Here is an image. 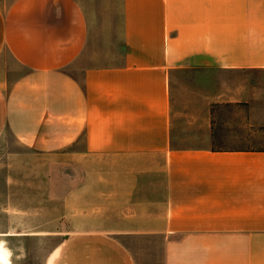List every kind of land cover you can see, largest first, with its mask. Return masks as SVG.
I'll list each match as a JSON object with an SVG mask.
<instances>
[{"label": "crops", "instance_id": "0c3cea01", "mask_svg": "<svg viewBox=\"0 0 264 264\" xmlns=\"http://www.w3.org/2000/svg\"><path fill=\"white\" fill-rule=\"evenodd\" d=\"M0 0V139L48 158L44 264H264V0ZM39 213V212H38Z\"/></svg>", "mask_w": 264, "mask_h": 264}, {"label": "rangeland", "instance_id": "374dc122", "mask_svg": "<svg viewBox=\"0 0 264 264\" xmlns=\"http://www.w3.org/2000/svg\"><path fill=\"white\" fill-rule=\"evenodd\" d=\"M106 23L97 34L108 40L91 41L89 61L111 64L119 60L122 50L120 14L114 0L106 2ZM260 145L264 146V139ZM48 158L20 143L6 132L0 139V240L11 252L12 264H44L46 256L64 235L28 236L36 226L51 224L58 203L46 201L43 163ZM39 212V213H38ZM141 264H164L160 240L141 242Z\"/></svg>", "mask_w": 264, "mask_h": 264}, {"label": "bare ground", "instance_id": "6f19581e", "mask_svg": "<svg viewBox=\"0 0 264 264\" xmlns=\"http://www.w3.org/2000/svg\"><path fill=\"white\" fill-rule=\"evenodd\" d=\"M0 264H12L10 249L0 240Z\"/></svg>", "mask_w": 264, "mask_h": 264}]
</instances>
